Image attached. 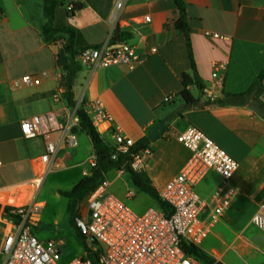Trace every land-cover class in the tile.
<instances>
[{"label":"crops","instance_id":"1","mask_svg":"<svg viewBox=\"0 0 264 264\" xmlns=\"http://www.w3.org/2000/svg\"><path fill=\"white\" fill-rule=\"evenodd\" d=\"M115 2L68 0L56 11L55 24L80 31L89 45L106 43L119 26L130 34L124 41L147 56L134 68L126 64L92 68L81 63L74 86L76 106L82 95L85 102L99 99L126 136L135 142L147 140L150 155L145 156L140 171L148 175L159 193L191 157V151L177 140V134L188 126L197 127L224 148L239 163L232 178L239 194L199 248L215 264H240L234 262L235 257L243 264H261L264 251L258 257L252 256L261 248L251 231L261 233L252 218L258 207L264 206V118L250 107V102L215 105L205 101L246 92L258 80L264 69V0H185L194 61L204 86L203 92L193 91L199 100L197 106L187 105L179 96L181 77L190 71L191 61L186 37L174 27L179 17L174 0H127L117 22L112 20ZM73 3L83 7L70 17L67 7ZM46 22L43 0H0L2 208L37 198L53 172H64L68 180L78 183L91 169L92 142L86 133L78 132V145L61 148L54 169L40 187L35 183L43 172L40 158L46 150V139L42 135L24 137L21 122L40 117L43 131H50V139L57 141L62 133L59 128L67 124L75 108L67 104L64 95L65 39L48 41L43 34ZM153 48L157 49L154 53ZM217 62L225 63L219 71L222 81L212 77ZM24 75H42V80L39 85H19ZM260 88L258 97L264 102V76ZM168 96H173L172 100L165 101ZM108 127L105 123L98 130L107 141L114 142ZM79 135L84 138L79 140ZM87 142L91 144L90 153L85 151ZM113 172L114 179H106L110 193L113 183L127 174ZM219 182V175L210 171L194 190L206 198ZM126 196L130 200L134 194L129 191ZM127 200L123 201L129 205ZM151 201L149 207H158ZM11 228L10 218L1 209L0 264L4 261L3 243Z\"/></svg>","mask_w":264,"mask_h":264},{"label":"built area","instance_id":"2","mask_svg":"<svg viewBox=\"0 0 264 264\" xmlns=\"http://www.w3.org/2000/svg\"><path fill=\"white\" fill-rule=\"evenodd\" d=\"M127 0H116V12L112 15L118 21L120 12ZM68 12L73 5L67 7ZM149 21V17H146ZM219 37V34H213ZM111 39V38H110ZM157 49L153 48L152 53ZM147 56L140 54L127 41L106 43L91 47L79 54V61L92 68L126 64L130 68L143 63ZM223 62L213 64L212 77L220 81V69ZM42 75H24L18 80L22 86L39 85ZM168 96L165 101L172 100ZM78 109L84 110L93 126L97 129L108 123L114 144L118 151L127 152L135 141L126 136L114 123L112 115L103 102L95 99L84 101L82 95L79 103L72 110L69 121L63 125L61 136L57 141L51 140L50 131H43L40 117L25 119L21 122L24 137L32 138L42 135L46 139V150L40 160L43 172L36 180L41 186L46 175L55 167L57 154L61 148H73L78 145V136L74 129L79 126ZM177 140L191 151V157L179 174L173 178L159 193L162 201L172 208L168 216L159 207H149L142 213L135 212L125 201L109 192V181L104 180L91 192L83 203L76 226L85 237L91 250L98 255L99 264H202L186 255L184 244L200 247L202 242L213 233L215 226L231 208L239 190L233 185L232 178L239 168V163L224 148L195 126H188L177 134ZM149 149L132 156L130 166L140 171ZM95 154L89 166H95ZM126 171V164L118 170L119 175ZM210 171L220 177L219 184L206 197H200L194 190ZM89 171L85 172L88 175ZM10 219L11 230L3 243V264H59L61 252L59 244L53 240H39L32 231V226L39 222L44 203L37 198L30 202L14 206ZM81 208V209H82ZM205 213V217L201 215ZM252 224L264 235V206L260 205L252 218ZM86 253L66 264H93ZM264 264V254L262 263Z\"/></svg>","mask_w":264,"mask_h":264},{"label":"trees","instance_id":"3","mask_svg":"<svg viewBox=\"0 0 264 264\" xmlns=\"http://www.w3.org/2000/svg\"><path fill=\"white\" fill-rule=\"evenodd\" d=\"M178 11L179 17L174 22V27L181 31L187 41V47L189 51L191 68L190 71L184 73L181 77L182 89L179 96L189 106H197L199 100L195 97L193 91H204V86L199 77L197 67L194 61L192 45L190 41V27L187 19V6L185 0H174ZM44 13L47 22L43 28V34L45 38L55 40L59 37L65 39L64 50L66 53V65L64 67L65 73L62 76L63 85L65 88V99L70 107L76 106L74 86L78 73L82 70V64L79 61V54L88 48L98 47V45H89L83 38L80 31L74 29L71 26H57L55 24L56 11L63 3L62 0H43ZM73 10L69 12L70 17L82 9L83 4L73 3ZM130 34L123 31L117 26L111 36L110 42L117 43L129 39ZM264 76V69L261 72L258 80L246 91L240 94H227L224 100H214L208 98L206 104L215 105H228V104H246L250 102V107L254 111L264 118V102L258 97L261 91L260 84ZM232 98V101H229ZM77 115L79 117V126L74 129V132L86 133L93 145L96 164L90 169L88 175L82 177V179L73 186L71 190L62 191L59 193L61 196L69 199L68 210L71 215V223L75 227L77 234L82 238L84 242V251L86 258L90 259L93 264H99L97 253L93 252L86 242L85 237L80 233L76 226V219L80 217V211L84 201L89 194L96 190L99 185L108 178V175L113 171H118L126 164V173L130 175L133 185L136 187L138 193L149 196L157 206L164 211L168 216L172 212L170 205L161 200L159 192L153 186L148 175L144 171L133 170L130 166L132 156L143 152L148 149L147 140H139L135 142L127 152L118 151L114 142L107 141L103 135L95 128L87 115V113L78 109ZM3 209L5 216L10 219L17 218L12 214L14 206L6 205L2 208L0 204V210ZM186 255L193 257L202 264H215V260L208 256L199 247L186 245L183 246Z\"/></svg>","mask_w":264,"mask_h":264},{"label":"rangeland","instance_id":"4","mask_svg":"<svg viewBox=\"0 0 264 264\" xmlns=\"http://www.w3.org/2000/svg\"><path fill=\"white\" fill-rule=\"evenodd\" d=\"M62 1L65 5L68 4V0ZM83 138V135H79V140ZM84 147L87 153L91 152L92 148L89 142H87ZM114 173L115 172L109 174V180L112 181L114 179ZM76 181L75 179L68 180L64 172H53L43 183L37 197L39 201L45 202V206L40 214L39 222L32 226V231L39 240H53L59 244L61 252L59 264H66L76 258L82 257L85 253L84 242L71 223V215L68 210L69 199L61 196L59 193L60 190H71L75 183H77ZM111 191L125 201L127 200L126 195L131 191L134 196L132 199L127 200V202L139 213L153 204L147 195L134 191L129 174H124L121 179L114 182L111 186ZM82 210L83 208L81 211ZM251 234L254 235L261 248V250L256 249L253 251L252 256L256 255V257H258L262 254V251H264V236L255 229H252ZM250 257H248V259H250ZM232 259L236 263L243 264L236 257ZM250 261L252 262L253 260Z\"/></svg>","mask_w":264,"mask_h":264}]
</instances>
